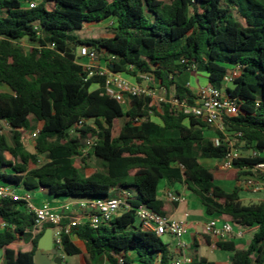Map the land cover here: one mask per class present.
I'll return each instance as SVG.
<instances>
[{"label": "trees", "instance_id": "trees-1", "mask_svg": "<svg viewBox=\"0 0 264 264\" xmlns=\"http://www.w3.org/2000/svg\"><path fill=\"white\" fill-rule=\"evenodd\" d=\"M31 1L36 2L33 8L28 7ZM108 23L111 37L67 34ZM23 39L32 44L28 51L17 44ZM80 46L102 59L113 56L111 71L127 79L141 83L138 74L152 77L188 105L195 104L196 96L182 75L200 72L220 87L226 71L238 66L240 73L226 90L236 98L237 113L226 119L225 133L257 155H241L227 173L215 175L199 159L225 157L227 144L213 143L222 137L218 131L179 107L151 104L149 98L130 97L124 108L103 93L102 79L84 80L86 73L75 61ZM0 85L10 91H0V122L13 133L10 144L0 128V185L86 202L130 194V208L110 223L85 224L64 235V254L79 256L84 264H99L102 258L119 264L117 257L131 264V256L139 264H170L168 245L135 225L140 205L165 215L157 193L165 180L185 184L207 215L227 216L244 228L257 226L247 248L223 241L215 247L232 254L231 264H264V202L243 204L238 185L264 164V0H0ZM32 121L38 129L33 153L22 144ZM87 139H94L89 155L103 165L89 174L75 164ZM85 161L79 159L82 165ZM258 176L264 181V170ZM218 181L233 182L232 190L225 191ZM33 220L23 202L0 199L4 264H36L43 231L31 238L28 249L14 244L29 234ZM189 264L215 263L199 258Z\"/></svg>", "mask_w": 264, "mask_h": 264}, {"label": "built area", "instance_id": "built-area-1", "mask_svg": "<svg viewBox=\"0 0 264 264\" xmlns=\"http://www.w3.org/2000/svg\"><path fill=\"white\" fill-rule=\"evenodd\" d=\"M35 6V1L28 4L29 8ZM114 59L113 56L102 59L99 54L87 46H80L76 52V63L81 65L86 77L84 80L91 77L102 79L101 86L103 93L124 105L130 97L149 98L151 104L167 103L171 106L179 107L185 115H190L200 121L206 123L214 130L218 131L222 137L216 136L213 138V143L218 146L221 143H226L228 151L225 157L220 160L222 169H232L233 161L240 158L238 151L232 148L225 133V121L228 117H232L237 113L236 98H232L226 92L228 86L232 84L234 79L240 73V68L230 67L224 74L220 87H214L210 84L201 86L194 90L196 101L194 105H188L185 102L176 99L173 94L157 83L152 77L145 74L137 76L144 82H131L123 76L122 73L111 71L109 64ZM190 87L189 84H186ZM3 123V122H0ZM5 123V122H4ZM6 124V123H5ZM7 125V124H6ZM82 125V120L75 127L79 128ZM38 134V129L30 133V137L35 139ZM234 136H241V133H236ZM94 145V139H87L81 147L82 155ZM252 156H256L257 152L252 151ZM264 170V164L257 165L254 169V176L248 178L245 186L252 192L261 190L260 178L258 173ZM128 192H123L118 197L108 198L105 200L83 202L80 206L84 209L83 217H67L72 209L71 204L61 207L60 211L45 205L38 207L34 204L30 192L18 193L16 189L8 185H0V199H11L13 201L23 202L26 211L33 216V226L30 231L32 236L40 233L45 226H49L52 235L53 246L56 249H62V239L64 235H70L73 228H77L88 224L91 228H97L100 225L110 223L119 211L128 210ZM164 198L167 202L176 204L183 198L174 194L171 191L165 193ZM135 216L139 222V227L145 232H151L161 237L169 235L174 238L178 248H184L182 236L186 233L184 223L171 219L167 215H160L152 210H149L143 205L135 208ZM64 218L68 221L64 222ZM6 227L5 223L0 222V230ZM204 232L212 238L224 241L232 233V225L230 222L223 221L218 224V219H210L204 224ZM118 263L123 264L122 258L117 257ZM191 260L188 258H179L170 262V264H189Z\"/></svg>", "mask_w": 264, "mask_h": 264}, {"label": "crops", "instance_id": "crops-1", "mask_svg": "<svg viewBox=\"0 0 264 264\" xmlns=\"http://www.w3.org/2000/svg\"><path fill=\"white\" fill-rule=\"evenodd\" d=\"M180 79L185 84H193V86H195V89L189 87L193 92L197 88L209 84L206 76L200 72H188L182 75ZM204 79L206 80V82H204ZM243 181L244 180L241 179L238 183L241 188L239 192L240 201L243 204H256L264 202V197L255 195L254 193L258 192H252L245 186L246 180L245 182ZM216 183L227 192H230L233 188V182L218 181ZM260 184L261 190L259 192H262L264 191V181L260 180ZM15 189L18 193L25 192L22 187H18ZM168 191L181 196L183 199L176 204L167 202L164 198V195ZM157 193L158 198L164 201L165 215L169 216L173 220L184 223L186 226V233L182 236L181 239L184 243V248L182 249L177 247L176 241L173 237L167 235L173 242L168 245L169 250L173 255L171 261L183 257L190 260L205 258L215 264H231L232 254L230 252L218 250L215 247V244L217 242L222 241L216 240L210 235L205 234L204 232V224L210 219H218V224H221V222L223 221L231 223L232 233L223 242H232L238 249L247 248L251 242L253 234L258 229L257 226L251 228L241 227L233 223L227 216L207 215L200 198L193 192H191L183 183L168 185L165 180H161L158 185ZM32 200L38 207L48 205L57 211H60L62 206L71 204L72 209L68 213H66L67 217H83L85 214V211L80 206V204L86 201L82 199L56 198L46 194L45 192H38V194L35 196V198H32ZM63 221L67 222L68 219L64 218ZM135 225L139 226V222L136 221ZM49 230V226H45L42 230L43 232L39 240H41L43 237H46ZM28 233L30 235L28 234L24 236H18L14 244L21 249H28L30 247L31 238L33 237L30 232ZM71 240L76 246H78L80 249H83V243L79 239H77L76 236H72ZM51 242L52 248L50 250H41L40 254H38V256L34 258L36 264H62V260L60 258L54 257L56 252H52V250L55 249V247L53 246L52 235L50 243ZM46 246L49 247L50 244ZM3 257L4 250H0V264H4ZM130 258L132 259V264H139L133 256H131ZM80 264L84 263L81 262Z\"/></svg>", "mask_w": 264, "mask_h": 264}, {"label": "rangeland", "instance_id": "rangeland-1", "mask_svg": "<svg viewBox=\"0 0 264 264\" xmlns=\"http://www.w3.org/2000/svg\"><path fill=\"white\" fill-rule=\"evenodd\" d=\"M35 5H36V2H35ZM112 33L113 32L110 28V23H108L106 25L105 24H101V25L87 24L81 30H72V31L67 32L68 35L77 37L79 39L106 38V37H111ZM17 44L24 51H28V49L32 46V44L25 39L21 40L20 42H17ZM77 50H78V48L76 49V52H77ZM193 72H195V71H193ZM128 80H130L131 82H135L134 79L131 77H128ZM204 82H206L205 79H204ZM142 83L144 84V82H142ZM190 87L194 88L195 86H193V84H191ZM0 91L7 92V93L10 92L9 89L3 85H0ZM127 107H128V105H127V101H126L124 104V108H127ZM31 123H32L33 127H31L29 130L23 131V133H22V144H23L24 149L26 151L33 153L35 141L29 135L33 130H36L37 124H34L33 121ZM122 123H123V119H121L119 121V123H117L116 129H118V127ZM0 128H1V134L6 137V139L8 140V142L10 144H12L13 133H12L11 128L8 125H6L4 122L0 123ZM227 138H228V141L231 143L232 148L235 149L236 151H238L240 153V155H242V156L250 155L251 152L254 151L251 149L247 150L245 148H242L243 144L239 141H235L234 138L231 137V135H228ZM83 145H84V143H83ZM90 151L91 150H89L88 153L85 155L81 154L80 156H77L75 158L76 166L80 169V171L82 173H85V174H89L92 170H102L103 169L102 163L98 159H96L95 157L89 155ZM80 158H86L84 165H82L79 162ZM39 159H40V163H42L44 161L43 157H40ZM199 161L203 166L210 169L217 176L223 175L230 170V169H222L220 167V161H218V160L200 158ZM243 182H245V181H243ZM30 193H31L32 198H35V196L38 194L37 191L30 192ZM254 194L258 195L259 197H264V191L254 193ZM160 238H161L162 242L166 245H170L171 243H173L171 238L167 235H162ZM56 250L57 251H56L54 257L60 258L62 260V264H80L81 263V258L79 256H68V255L63 253L62 249H56ZM99 264H106V262L102 258V259H100Z\"/></svg>", "mask_w": 264, "mask_h": 264}, {"label": "water", "instance_id": "water-1", "mask_svg": "<svg viewBox=\"0 0 264 264\" xmlns=\"http://www.w3.org/2000/svg\"><path fill=\"white\" fill-rule=\"evenodd\" d=\"M50 239H51V230H49L46 237H43L41 240H39L38 245H37V250L35 251L34 258H36L38 254H40L41 250H47V249L50 250L52 248V242L50 243ZM48 244H50L49 247L46 246ZM52 252L55 253L56 250L53 249Z\"/></svg>", "mask_w": 264, "mask_h": 264}]
</instances>
